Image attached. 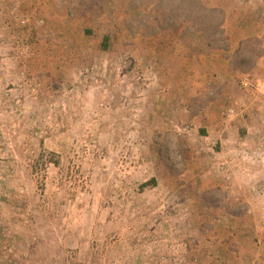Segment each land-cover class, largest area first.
<instances>
[{
	"label": "rangeland",
	"instance_id": "obj_1",
	"mask_svg": "<svg viewBox=\"0 0 264 264\" xmlns=\"http://www.w3.org/2000/svg\"><path fill=\"white\" fill-rule=\"evenodd\" d=\"M0 264H264V0H0Z\"/></svg>",
	"mask_w": 264,
	"mask_h": 264
},
{
	"label": "trees",
	"instance_id": "obj_2",
	"mask_svg": "<svg viewBox=\"0 0 264 264\" xmlns=\"http://www.w3.org/2000/svg\"><path fill=\"white\" fill-rule=\"evenodd\" d=\"M208 10H210V9H208ZM208 10H205V8L203 7V6H201V7H199V8H197L196 9V11H195V13H194V15L195 16H197L198 17V20L200 21V20H203L201 17H202V15L205 13L204 11H207V13H208ZM186 10H182V9H180V13L181 12H185ZM204 12V13H203ZM205 22H207V25L205 26V27H209V28H211V27H213V24L207 19V21H205ZM211 32L212 31H204V33L202 34V36L203 37H205L206 38V42H207V44L209 43V40H211L212 41V37H210V39L208 40V38H207V36H209L210 34H211ZM208 45H210V44H208ZM250 54V53H249ZM248 54V55H249ZM244 56V58L245 59H247V57H245V55H243ZM156 183V179L155 178H152V179H150V180H148V181H146L145 183H144V185H149V184H155Z\"/></svg>",
	"mask_w": 264,
	"mask_h": 264
},
{
	"label": "built area",
	"instance_id": "obj_3",
	"mask_svg": "<svg viewBox=\"0 0 264 264\" xmlns=\"http://www.w3.org/2000/svg\"><path fill=\"white\" fill-rule=\"evenodd\" d=\"M246 86L249 84L248 81L244 83Z\"/></svg>",
	"mask_w": 264,
	"mask_h": 264
}]
</instances>
